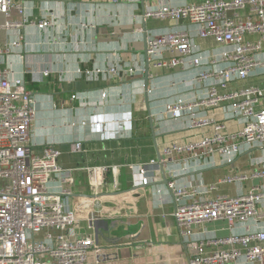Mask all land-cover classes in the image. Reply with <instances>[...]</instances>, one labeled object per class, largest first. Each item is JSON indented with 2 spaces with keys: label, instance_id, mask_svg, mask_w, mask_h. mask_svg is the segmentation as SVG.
Here are the masks:
<instances>
[{
  "label": "crops",
  "instance_id": "0c3cea01",
  "mask_svg": "<svg viewBox=\"0 0 264 264\" xmlns=\"http://www.w3.org/2000/svg\"><path fill=\"white\" fill-rule=\"evenodd\" d=\"M202 1L171 3L182 6ZM25 4V14L13 8L10 18L0 15V49H8L0 54V68L9 70L11 80L23 78L36 98L30 136L33 152L42 154L46 146H53L60 152V165L75 178L66 197L79 219L71 238L90 235L95 239L99 251L91 255L90 264H189L196 254L193 243L199 239L242 235L248 228L249 232L264 230V219L259 226L250 220L235 222L231 228L226 220H217L194 226L190 239H185L172 216L176 202L168 181L203 188L229 176H251L264 170L261 146L243 145L231 163L219 152L198 159L190 151L164 155L173 144L185 146L213 136L214 125L190 128V116L170 118L165 110L171 104L206 98L216 79L199 81L197 75L227 66L226 62H207L230 46L201 39L197 26L181 24L194 38L193 56L202 64L164 71L147 61L146 37L180 24L144 18V0H28ZM8 20L26 23L7 29L3 26ZM42 20L51 25L39 26ZM18 40L20 45L11 46ZM110 64L119 69L115 81L107 73ZM44 70L50 74L45 76ZM263 80L252 77L232 86ZM196 114L223 122L230 134L240 132L244 125L240 118H227L222 107H201ZM77 143L81 149L73 150ZM198 152H207V147ZM150 162H155L148 167L154 181L143 190L134 189L130 166ZM103 166H116L117 171L106 173L103 185L95 189L91 184L94 169ZM254 185L263 186L264 178L222 183L210 196L242 195ZM61 186L58 180L51 183L54 191ZM260 209L264 211V201ZM48 233L37 234V239L46 240ZM44 258L51 259L49 255ZM237 264L253 263L240 258Z\"/></svg>",
  "mask_w": 264,
  "mask_h": 264
},
{
  "label": "built area",
  "instance_id": "2783aa9c",
  "mask_svg": "<svg viewBox=\"0 0 264 264\" xmlns=\"http://www.w3.org/2000/svg\"><path fill=\"white\" fill-rule=\"evenodd\" d=\"M26 1L0 0V15L10 18L13 8L25 14ZM111 1L119 3L121 0ZM144 1L147 5L144 18L180 24L146 37L147 61L153 67L166 71L202 64L200 58L193 56L194 38L181 24L197 26L201 39L211 38L220 46L231 47L207 62L210 65L226 62L227 66L216 72L204 70L197 75L199 81L216 79L209 85L206 98L171 104L165 110L170 118L190 116V128L214 125L213 136L185 146L173 144L164 150V155L172 157L190 151L193 158L198 159L219 152L231 163L243 151V145L264 149V80L232 86L252 77H264V0H204L182 6L173 5L171 0ZM25 23L26 20L23 23L8 20L3 27L17 29ZM49 25L48 20L39 22L41 27ZM18 45L20 40L11 44ZM6 50L0 49V54ZM165 52L172 56L165 57ZM129 71L133 73V69ZM9 73L0 68V180H7V184L0 187V264H90L91 255L99 251L95 239L90 235L71 238L79 219L69 208L66 197L71 194L69 185L75 178L60 165V152L53 146H46L42 154L33 152L30 136L36 117V98L23 78L11 80ZM42 73L48 76L50 71ZM107 73L111 81H115L119 69L110 64ZM201 107L224 108L227 118L243 120L242 130L227 133L223 122L197 116ZM204 147L207 152H198ZM80 149L79 143L73 144V150ZM154 163L130 166L134 189L143 190L154 181L148 170ZM116 171V166L95 168L92 187L98 189L105 182V174ZM252 177L264 178V170L254 171L251 176H229L203 188L168 181V189L176 202L172 216L180 234L190 239L194 226L217 220H226L230 228L235 222L250 220L259 226L264 219V211L260 209L264 185H254L242 195L210 196L222 183ZM54 180L63 185L60 190H52ZM158 198L165 199L160 191ZM90 221L93 227V219ZM46 230L49 231L46 240H38L37 234ZM193 245L196 254L189 264H237L240 258L264 264V230L249 232L248 228L246 234L199 239ZM44 255L51 259L48 261Z\"/></svg>",
  "mask_w": 264,
  "mask_h": 264
},
{
  "label": "rangeland",
  "instance_id": "374dc122",
  "mask_svg": "<svg viewBox=\"0 0 264 264\" xmlns=\"http://www.w3.org/2000/svg\"><path fill=\"white\" fill-rule=\"evenodd\" d=\"M7 184V180H0V187H3Z\"/></svg>",
  "mask_w": 264,
  "mask_h": 264
},
{
  "label": "water",
  "instance_id": "95a60500",
  "mask_svg": "<svg viewBox=\"0 0 264 264\" xmlns=\"http://www.w3.org/2000/svg\"><path fill=\"white\" fill-rule=\"evenodd\" d=\"M148 76H149V74L147 75V78H145V81H146V83H145L146 88L149 86V79H148ZM141 190H142V189H141Z\"/></svg>",
  "mask_w": 264,
  "mask_h": 264
}]
</instances>
